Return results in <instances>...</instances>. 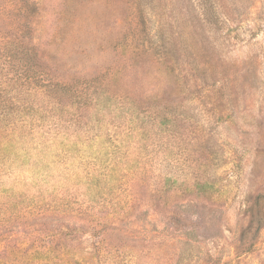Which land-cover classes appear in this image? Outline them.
Wrapping results in <instances>:
<instances>
[{
    "label": "rangeland",
    "instance_id": "1",
    "mask_svg": "<svg viewBox=\"0 0 264 264\" xmlns=\"http://www.w3.org/2000/svg\"><path fill=\"white\" fill-rule=\"evenodd\" d=\"M0 264H264V0H0Z\"/></svg>",
    "mask_w": 264,
    "mask_h": 264
}]
</instances>
